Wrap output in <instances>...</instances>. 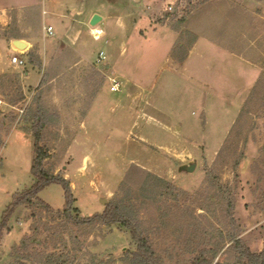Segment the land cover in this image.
Instances as JSON below:
<instances>
[{
	"label": "rangeland",
	"instance_id": "rangeland-1",
	"mask_svg": "<svg viewBox=\"0 0 264 264\" xmlns=\"http://www.w3.org/2000/svg\"><path fill=\"white\" fill-rule=\"evenodd\" d=\"M161 1L0 0L8 19L0 17V221L14 195L33 185V132L25 122L40 108L48 119L45 168L70 182L81 216L129 199L166 262L185 264L199 239L187 251H165L190 240L192 224L213 239H221L220 231L227 241L230 199L243 242L263 250L264 0H197L205 3L193 19L187 13L195 2L167 0L175 13L167 16ZM94 15L102 21L92 27ZM49 26L53 36L44 31ZM14 37L30 47L18 50ZM13 49L25 61L35 52L41 68L12 66ZM101 52L106 60L98 63ZM112 80L121 83L119 91H111ZM194 161V173H178ZM133 165L143 171L124 180ZM39 198L54 210L66 206L57 183ZM59 220L37 204L17 209L0 246L1 264L28 261L56 245L68 264L136 250L119 226L71 225L61 235ZM23 240L26 249L18 251Z\"/></svg>",
	"mask_w": 264,
	"mask_h": 264
},
{
	"label": "trees",
	"instance_id": "trees-1",
	"mask_svg": "<svg viewBox=\"0 0 264 264\" xmlns=\"http://www.w3.org/2000/svg\"><path fill=\"white\" fill-rule=\"evenodd\" d=\"M179 1L181 2V0ZM187 1H189V7L191 6V3L195 2V7L193 10H190L191 12L189 10H186L185 8L183 10V13L186 14L189 11L187 13V15L190 13L188 19H193L194 15L199 12L205 2L201 1L196 5L197 0ZM173 11L174 8L171 12H165V15H172L174 13ZM185 19L186 16L182 15L180 20L183 21ZM187 53L188 51L184 52L183 58L181 57L182 59H180V61L186 58ZM26 55L28 57V61H26V67L27 65H30L33 68H41V60L35 52L31 51ZM262 79L263 78L258 79L257 85H259ZM18 81L20 82V80ZM19 87L21 100L18 101L20 102L25 99V96L23 94V87ZM10 103L13 107L18 104L17 101H11ZM25 123L27 127L26 129H29L28 131L33 132L35 150V156L31 171L33 177V185L31 186V188L23 192L16 193L13 197L12 203L5 211L3 218L0 221V246L2 244L4 236L8 232H10L8 221L11 214H13L17 209H28L29 207L35 206L37 204L40 205L46 213L52 215L53 222H56V220L59 219L62 220L61 223L64 225L61 226V235L64 234V232L62 233V231L64 229H67V227L71 225H73L74 227L119 226L130 233L131 238L136 246V250L127 251L126 254L119 259L110 257L102 258L100 256L91 255L88 264H112L116 261H121L123 264H168L165 260L164 255L162 253H159L156 249L153 240L150 238L148 230L144 229L143 225H141V222L135 212L134 204H130L129 199L110 202L103 213L95 214L89 217L81 216L78 209L75 207L76 199L74 198V195L71 191L70 182L61 175H55L54 173H52V171L45 168L44 161L47 158V153L43 150L41 143L43 141V131L48 124L47 115L40 108H38V110L34 114H31L30 112V115L27 116ZM237 165H239L238 162ZM135 171L143 170H141V168H139L138 166H131L124 180L130 181L134 176ZM158 182L161 181L158 180ZM54 183L62 185L65 190L66 206L63 210H54L51 206H49L39 198V193L45 187ZM227 208V215L230 218V225L232 226L233 230V233L231 232L228 235L227 241L225 240L223 234L220 233V231L219 236L221 237V239H213L212 237H209L208 232H202L200 224H192L189 225V228H191L192 230L190 234H194V236H191V239L186 241L184 245L179 244V242L177 244H174L172 250L169 249L165 252L172 255L173 253H177V251L178 253L184 252L185 250L187 251L188 247L190 246L192 248V246L196 243L195 240L199 239L200 243L197 244V247L190 253L187 251V254H192V256L187 260L185 264H264V248L260 252H253L250 247L243 242L242 238L240 237L241 235H239L236 231L237 223L233 217L234 205L230 199L227 202ZM163 215H165V213ZM32 217H35V213L32 214ZM163 224L164 223H162L161 225L163 226ZM49 231L51 234V231H53L54 233L55 229L50 228ZM35 233L36 237L42 240L39 231L36 230ZM46 241H48L47 238ZM35 245L36 247H42L43 244L41 243ZM17 248L18 251H21L22 248L26 249L25 240H23L21 244L17 246ZM65 248L67 249V247ZM58 251L59 248L57 247V245L53 250H47L45 251V253H41L42 251L36 250V255H34L33 257L30 256L28 261L16 258L12 260L10 264H29L31 261V264H68L70 261V259L68 258L69 255H66L64 257ZM39 256L42 257L39 258ZM35 259H37V261ZM75 259H77V254L75 255L73 260L75 261Z\"/></svg>",
	"mask_w": 264,
	"mask_h": 264
},
{
	"label": "water",
	"instance_id": "water-1",
	"mask_svg": "<svg viewBox=\"0 0 264 264\" xmlns=\"http://www.w3.org/2000/svg\"><path fill=\"white\" fill-rule=\"evenodd\" d=\"M102 21V17H100L99 15H94L93 18L91 19V22H90V25L92 27L94 26H97L98 23H100ZM12 45L14 47H16L18 50H25L28 48V43L23 41L22 39H12ZM196 167H197V162L194 161V162H190L189 164H183L179 167L178 169V173L181 174V173H185V174H192L195 172L196 170ZM102 203L103 204H106V201L105 200H102ZM127 250V248H123V249H119L117 251H115L114 253L110 254L111 256L112 255H120V253L122 252H125Z\"/></svg>",
	"mask_w": 264,
	"mask_h": 264
},
{
	"label": "built area",
	"instance_id": "built-area-1",
	"mask_svg": "<svg viewBox=\"0 0 264 264\" xmlns=\"http://www.w3.org/2000/svg\"><path fill=\"white\" fill-rule=\"evenodd\" d=\"M173 10V4L172 2H169L165 8V11L166 12H171ZM44 31L45 33H47L49 36H53L54 35V30L51 26L47 27V28H44ZM95 38L96 39H100V34L98 32V34H95ZM106 60V55L104 52H101L99 54V57L97 59V62L98 63H103L104 61ZM11 65L12 66H15L16 68H19V69H23L26 67V61L21 58L20 56H13L12 59H11ZM121 88V83L117 82L116 80H112V86H111V91L112 92H117L119 91Z\"/></svg>",
	"mask_w": 264,
	"mask_h": 264
},
{
	"label": "crops",
	"instance_id": "crops-1",
	"mask_svg": "<svg viewBox=\"0 0 264 264\" xmlns=\"http://www.w3.org/2000/svg\"><path fill=\"white\" fill-rule=\"evenodd\" d=\"M161 0H148V2H153V3H158V2H160ZM136 2L138 3H141L142 2V0H136ZM161 2H163L162 3V7H163V5H167L168 3H169V1H167V0H162ZM167 2V3H166ZM5 12L3 11V14L2 13H0V17H2V19H3V21H8V19H6L5 18V14H4ZM13 39H16V37H14ZM12 43V42H11ZM28 47H30V43H28ZM15 52H17V50H15V49H13ZM192 50V49H191ZM189 51V53H188V55L186 56V58H185V60L183 61V62H181L182 64L183 63H186V62H188L190 59H191V56H192V51ZM21 55L20 54V52H17V54H15V55H17V56H19V55ZM21 57V56H20ZM22 58V57H21ZM30 74L31 73H27L26 74V79H28L29 78V76H30Z\"/></svg>",
	"mask_w": 264,
	"mask_h": 264
},
{
	"label": "bare ground",
	"instance_id": "bare-ground-1",
	"mask_svg": "<svg viewBox=\"0 0 264 264\" xmlns=\"http://www.w3.org/2000/svg\"><path fill=\"white\" fill-rule=\"evenodd\" d=\"M96 33H98V32H96ZM101 35V34H100Z\"/></svg>",
	"mask_w": 264,
	"mask_h": 264
}]
</instances>
